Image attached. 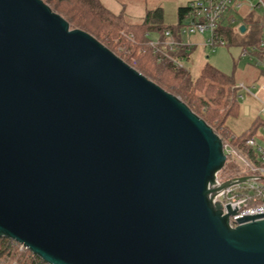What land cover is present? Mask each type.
<instances>
[{
	"label": "water",
	"instance_id": "1",
	"mask_svg": "<svg viewBox=\"0 0 264 264\" xmlns=\"http://www.w3.org/2000/svg\"><path fill=\"white\" fill-rule=\"evenodd\" d=\"M238 30L243 33L245 25ZM221 137L44 0H0V237L46 264H264Z\"/></svg>",
	"mask_w": 264,
	"mask_h": 264
},
{
	"label": "trees",
	"instance_id": "2",
	"mask_svg": "<svg viewBox=\"0 0 264 264\" xmlns=\"http://www.w3.org/2000/svg\"><path fill=\"white\" fill-rule=\"evenodd\" d=\"M44 1L61 14L71 27L89 32L146 77L165 90L178 95L211 125L222 139H228L243 153H251V150L246 148L245 141L252 137V128L257 126L260 118L256 117L251 122V126L238 135L231 131L226 121L239 113L237 89L231 78L207 62L201 66L199 74L193 78L186 67H176L170 59L156 53L148 45V41L151 40L150 34L156 33L159 38H162L167 30L172 33L175 40L180 41L181 35L178 32L188 13L187 6L178 8L177 23L171 26L163 22V12L160 7L148 10L141 21L130 22L124 19L121 13L111 11L100 0ZM223 22L224 15L219 22V35L225 44L231 43L232 33L229 29L221 28ZM244 25L245 31L242 34H249L250 38L243 41V47H258L261 40L259 23L251 24L249 27ZM236 31L239 32L238 29ZM168 53L176 59L180 57L188 59L189 50H185L184 46L180 45L176 50L168 51ZM254 55L260 57L257 52ZM240 168L237 159L228 157L218 178L225 180L237 176L241 172ZM0 264L46 263L19 243L0 237Z\"/></svg>",
	"mask_w": 264,
	"mask_h": 264
},
{
	"label": "rangeland",
	"instance_id": "3",
	"mask_svg": "<svg viewBox=\"0 0 264 264\" xmlns=\"http://www.w3.org/2000/svg\"><path fill=\"white\" fill-rule=\"evenodd\" d=\"M108 8L115 12L121 13L123 18L130 22H139L143 19L148 10H154L160 7L163 12V22L166 25H174L178 20V8L188 4V0H100ZM255 3L256 0H251ZM233 21L230 23V20ZM263 21L261 8H250L241 6L236 9L232 5L224 13V22L221 23L223 30L229 29L232 33V41L227 44H204L207 34H181L180 40L183 44H190L189 58L181 60L182 66L186 67L190 75L195 78L200 71L201 66L206 62L214 66L223 74L229 76L235 87L239 84L251 86L264 82V76L261 74L263 64L256 65L254 62V53L250 46H244L243 41L248 40L249 34L237 32L239 25L246 24L248 27L256 25ZM249 33V32H248ZM151 39H157L156 33L150 34ZM192 40V42L190 41ZM255 56V55H254ZM170 92V91H169ZM264 100V92L253 88L251 90ZM174 94V93H173ZM239 113L236 117H229L226 124L231 131L238 135L251 126V122L259 117L261 103L252 95L244 94L243 98L238 100ZM260 120L257 126L252 128V137L257 143H264V128ZM237 162H241L237 159Z\"/></svg>",
	"mask_w": 264,
	"mask_h": 264
},
{
	"label": "built area",
	"instance_id": "4",
	"mask_svg": "<svg viewBox=\"0 0 264 264\" xmlns=\"http://www.w3.org/2000/svg\"><path fill=\"white\" fill-rule=\"evenodd\" d=\"M238 9L243 5L250 8L259 7L263 13V21L260 24L261 40L258 47H252L253 52L259 53V56H254L256 65L263 64L264 67V0H256L253 3L251 0H192L186 5L188 13L183 19V25L179 30V34H207L204 39V44L210 46L214 44H224V40L218 32L220 19L228 10L229 6ZM233 21V19H231ZM148 45L155 51L172 61L176 67H182V57L176 59L170 56L168 51H174L178 46H184L185 50L190 49V44H183L182 41H177L173 38L172 33L167 30L164 32V37L151 39ZM257 88L264 92V82L251 86L239 84L237 89V98H243L244 94H249L255 97L260 103L261 108L259 114L264 128V100L251 90ZM222 139V138H221ZM223 150L226 157H234L241 162V172L237 176L230 177H249L247 180L231 184L225 187L219 194L218 198L224 207V213L227 212V207L234 211L230 215L229 221L232 225L238 224L239 219L248 216H262L264 218V143H257L254 137H249L245 141L247 149L251 153H243L237 147L229 142L228 139H222ZM226 158V160H227ZM225 179V180H228ZM224 181V180H220Z\"/></svg>",
	"mask_w": 264,
	"mask_h": 264
},
{
	"label": "crops",
	"instance_id": "5",
	"mask_svg": "<svg viewBox=\"0 0 264 264\" xmlns=\"http://www.w3.org/2000/svg\"><path fill=\"white\" fill-rule=\"evenodd\" d=\"M190 1H192V0H188V2H190ZM104 4V3H103ZM105 5V4H104ZM244 6V5H243ZM247 6V5H246ZM108 7V6H107ZM248 7V6H247ZM261 23H259V25H260ZM198 35H202V34H198ZM191 42H192V40H190ZM190 50V49H189ZM189 53H190V51H189ZM188 58H189V54H188ZM185 58H182V60H184ZM261 74L264 76V67L261 69ZM238 93V92H237ZM239 100V99H238Z\"/></svg>",
	"mask_w": 264,
	"mask_h": 264
}]
</instances>
